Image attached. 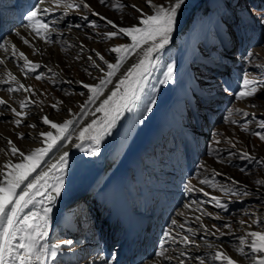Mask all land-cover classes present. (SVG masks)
<instances>
[{
	"label": "rangeland",
	"instance_id": "374dc122",
	"mask_svg": "<svg viewBox=\"0 0 264 264\" xmlns=\"http://www.w3.org/2000/svg\"><path fill=\"white\" fill-rule=\"evenodd\" d=\"M25 1L22 0L23 4L20 2V8L26 11L23 14L22 10L20 11L21 19L20 13H17L18 4L15 3V11L20 21L13 24L3 37L9 46V52L0 49V59L4 60V64L0 65V80L11 82V75H14L17 79L16 82H12L13 87L17 83L30 85L35 89L36 94L31 95L25 91L9 93L6 90L8 84H0V98L17 111H21L19 101L26 98L30 97L36 104L30 109L23 110L29 115L24 118L20 127L10 123L16 119L13 113L8 108L0 106V114H2L0 115V172L8 171L4 167L7 163L20 162V157L13 156L9 151L10 146L7 143L9 139L20 151L27 154L33 149L46 146L39 133L52 131L55 134V130L50 125L40 122L41 116L46 115L53 122L62 123L75 115L77 123L74 130L86 126L93 118L99 119L102 113L96 112L95 109L110 94L108 89L115 87L118 82L117 77L121 73L113 77V83L108 85L100 100L88 106L87 114L77 115L80 113V106L85 103L89 95L87 89L79 82L92 85L104 75L98 69L92 68L86 58L92 55L93 60L106 72L104 62L95 57L90 50L95 49L106 61L115 63L116 54L108 49L115 45L131 43L130 37L124 36L112 40L105 39L103 33L113 29L102 22L97 28L69 29L66 24L84 25L82 15L98 20L84 8L69 9L67 17L63 18L59 25H53L57 28V31L52 33L54 42L45 43L26 27L25 17L31 10L28 6L32 5V1L35 4L36 0H29L28 5ZM86 2L95 11L121 26L137 24L135 18L140 13L131 7H126L121 13L109 5H101L99 0H86ZM125 2L128 5H137L148 15L152 14L146 0H125ZM167 2L168 0H153L155 4ZM200 2L201 0H186L179 13L172 37L177 28L183 24L190 10ZM44 6L53 5L50 0H46ZM64 11L65 9L60 7L45 17V20H56ZM10 16L9 12H5V24L6 17ZM261 20H264V0H205L189 18L176 39L172 42L170 40L171 43L159 54V62L145 81L144 91L140 100L136 102V107L132 112L125 113L121 117L122 124L119 128L116 125L113 129L116 135L111 133L107 136L109 143L114 139V147L123 141L121 143L125 152L122 153V157L130 156L132 151L136 150L133 154L134 161L127 166L128 168L124 167L127 178H124L122 183L126 181L131 187L127 190L122 185L127 197L126 208L129 214L125 220L128 222L127 220L132 217L131 221L142 223L149 214L148 220L145 221L149 236L144 239V235L138 234L142 243L139 248L142 251L138 248L140 255L135 257L134 264H180L181 259L185 260V264H198L197 260L182 257L181 253L187 251L192 257H210L218 250L238 261V264H250L249 259L236 251L239 246L237 238L253 231L264 232V195H262L264 186L256 183L258 179H264V165L235 158L230 163H222L220 158L226 156L227 151L231 149L227 138L235 142L236 151H249L257 161L264 158V141L250 132L243 131L240 124H233L225 119L231 110L230 119L241 123L245 119H251L252 123L249 125L251 130L261 131L257 123L264 120V90L246 100H237L233 92H225L222 85L228 81L233 91H238L237 85L241 81L243 72L247 71L249 78L261 75L262 70L254 67L264 64V24ZM11 23L12 21L8 23V28ZM16 31L20 32V36L15 34ZM21 37L27 38L38 54L34 55L33 48L24 44ZM80 43L85 46V51L82 58L76 60ZM12 44L16 45L17 52H24L29 60L44 66L37 71L46 74L45 80L37 81L35 74L25 78L17 60L10 56ZM69 44L73 46L67 47ZM249 51L258 54V58L251 64L245 62V56ZM137 59L139 57L135 53L129 56L121 72L126 71ZM169 64L175 66L174 79L162 83ZM48 69H52L56 75L48 73ZM9 72L11 75L8 74ZM53 79L57 81L55 85L50 82ZM69 80L73 83H61ZM149 97L155 101V106L151 112H145L144 107ZM57 101L62 103L57 104ZM53 104H57L60 111L52 108ZM68 109L72 110L71 113ZM237 110L254 115L246 118ZM30 124L37 126L28 127ZM18 133H25V138L19 139ZM216 140L220 143L215 144ZM73 147L75 146L66 142V146H61L59 150L54 149L45 156L46 162L40 165L29 179L38 175L41 170L46 171L48 164L53 162L62 149L66 148L65 151L70 152ZM213 149H218L219 153L213 152ZM245 165L247 171L241 172L240 168ZM116 167L110 169L105 177L112 175ZM205 177L228 187H233V182L239 181L240 191L246 186L249 195L229 196L218 188L202 184L201 180ZM2 179L3 177L0 176V180ZM188 187L193 190L188 191ZM94 192L93 189L72 192L64 208V215L56 220L57 225L47 240L49 245L61 244L56 264H90L93 260L100 264L102 259H106L108 264H113L111 257L119 254L126 234L122 231L132 222L129 224L125 222L119 210L120 204L117 203L115 206L116 203L111 200L112 196L101 200ZM213 197H218L227 203V210L217 208L213 202H210ZM129 199L137 207H130ZM204 212L211 213V216L204 215ZM197 217L199 220L196 219ZM258 219L262 222L255 223ZM172 220H176L177 225H172ZM240 221L244 223L241 224ZM225 224H230L231 227L226 228ZM179 225H183V228ZM203 226L215 235L207 234ZM189 228L195 231L196 235L189 233L187 231ZM165 232L175 237V243L169 238L164 244V251L171 258L170 261L154 255L160 249L161 241L165 239ZM115 233H118L117 236ZM185 235L189 240H194L196 246L191 244L186 246L181 243ZM114 237H117L116 241L112 240ZM68 240L73 241L71 247L63 244ZM111 240L113 243H110ZM144 241L148 243L144 245ZM145 249L149 251L147 256L142 253ZM128 254L126 251L123 259H126ZM114 261H117L116 257ZM123 264H132V261L128 260ZM205 264H219V262L206 259ZM224 264H227V261H224Z\"/></svg>",
	"mask_w": 264,
	"mask_h": 264
},
{
	"label": "snow or ice",
	"instance_id": "6c2138e0",
	"mask_svg": "<svg viewBox=\"0 0 264 264\" xmlns=\"http://www.w3.org/2000/svg\"><path fill=\"white\" fill-rule=\"evenodd\" d=\"M46 0H36V3L31 6L26 14L27 25L26 27L38 38L44 40L45 43H52V33L57 31L53 25H59L61 20L68 15L69 9L80 10L81 8L88 9L91 16L97 17V19H90L87 15H82L81 19L85 22L81 24H66L69 29L75 27L77 29L81 27L97 28L99 24L105 23L113 30L103 33V37L107 40L119 38L121 36L130 37L131 43H124L115 45L108 50L116 54L115 63H111L105 60L104 56L97 52L95 49H91L95 57L104 62L107 71L100 68L93 60V56L89 55L86 59L90 62L92 68L98 69L104 75L99 78V81L95 84L89 85L82 81L83 88L87 89L89 95L83 105L80 106V113L77 115L87 114L88 106L96 103L100 100L104 94L105 89L109 84L113 83V77H117L118 73H121L117 77L118 82L115 87L108 89V94L104 98L99 106L95 109L96 112L102 113L99 119L93 118L86 126L74 130V126L77 123L75 115L73 118L65 119L62 123L53 122L48 116L44 115L40 117V122L45 125H50L55 130V134L52 131H45L39 133L42 138L44 147H39L31 150L27 154L20 151L14 143L9 139L7 141L10 146L9 151L13 156L18 155L20 157L19 163H7L4 167L8 169L6 172H0V176L3 177L0 180V264H56L58 253L61 251V244L49 245L46 241L48 238V222L49 214L53 211L51 205L54 204L57 198L61 195L64 189V173L69 164V152L63 151L54 163H51L47 170H41L38 175L32 179V174L36 172L40 166V161L52 152L54 149L59 150L61 146H66V142L72 144L76 148H82L84 143H90V147L85 150V154L89 157L96 156L100 151L101 141L112 133V130L116 127L117 122L124 116L125 113L132 112L136 107V102L140 100L141 93L144 91L145 81L148 79L149 74L159 62V54L170 43L172 33L174 32L177 23L178 16L185 5L186 0H168L166 4H155L153 0H146V3L152 10V14L148 15L143 12L137 5L126 4L125 0H99L101 5H109L112 9L123 12L126 7H131L140 15L136 17L137 24L130 26H121L116 21L109 19L107 16L95 11L86 0H50L51 7H45ZM63 7L65 11L56 20H45L52 12L58 8ZM264 24V20H261ZM17 36H20V32L16 31ZM90 38V37H89ZM24 44L33 48V54H38L34 45L24 37H21ZM73 45H67L72 47ZM143 46V47H142ZM0 49H4L5 52H9V46L4 38L0 36ZM139 49V52L137 50ZM85 51L83 43L79 44V53L75 59L80 60L82 54ZM135 53L139 59L135 63H132L126 71L121 72L124 64L128 60L129 56ZM18 55V59H17ZM10 56L12 59L17 60L18 66L24 73L25 78L29 75L35 74L37 81L45 80L46 74L44 72L37 71L44 67L38 62H33L28 59L24 52H17L15 44L11 45ZM7 58V57H6ZM5 58V59H6ZM258 58V54L249 51L245 56V62L251 64L254 59ZM22 61V63H20ZM4 64V60L0 59V65ZM174 65H167V71L164 73V80L162 83L171 82L174 79ZM254 67L261 69V75L255 78H249L247 71L242 73L241 81L237 85L238 91H233L232 85L225 81L222 85L225 92L232 91L237 100H246L254 97L258 92L264 90V64L254 65ZM48 73L53 76L56 73L52 72V69L47 70ZM87 71V69H85ZM11 75V73H8ZM91 73H89L90 75ZM16 77L11 75V82L7 80H0V84H8L7 91L9 93L25 91L31 95H35V89L30 85H24L17 83L15 87L12 86V82H16ZM53 85L57 83L55 79L50 81ZM73 83V81H61V83ZM69 95L71 93H68ZM83 95V93H81ZM62 101H57V104ZM36 102L31 98L19 101L21 111H17L16 108L11 107L4 99L0 98V106L8 108L16 117L10 121L16 127L23 125L24 118L29 113L23 111L24 109H30L35 106ZM57 104L51 105L56 111H60ZM155 106V101L149 97L146 100L144 107L145 112H151ZM255 106V105H253ZM71 109L68 112L71 113ZM240 111L244 117L253 116V113ZM2 115V114H0ZM232 111H229L227 119L230 123L240 124L243 131L250 132L252 135L257 136L261 141H264V120H260L257 123V127L261 131L253 132L249 125L252 123L251 119H245L243 123L235 119H230ZM36 124H30L28 127L35 128ZM25 133H18L19 139L25 138ZM219 135V133H216ZM228 143L231 145V149L227 151L226 156L220 158L222 163H230L233 158L242 161L258 162L264 165V158L257 161L249 151L235 150V142L231 138H227ZM215 144H219L220 141H214ZM213 152L219 153L218 149H213ZM203 167V166H202ZM241 172L247 171V165L240 168ZM202 184L209 185L212 188H218L220 191L231 196L236 195L238 197L249 195L247 187H244L243 191L239 189V181L233 182V187L226 185H219L214 180H210L205 177L201 180ZM256 183L260 186H264V179H258ZM23 186V187H22ZM19 190V191H18ZM188 191H192L191 187H188ZM201 191L203 189H200ZM264 195V193H262ZM39 197V200L37 199ZM210 202H213L217 208L227 210V203L218 197H213ZM43 205V214L40 215L36 212H26L30 206L36 204ZM189 207V205H185ZM204 215L211 216V213L204 212ZM218 218V217H217ZM199 220V217L196 218ZM259 219L255 223H261ZM172 225H177L176 220L171 221ZM241 224L244 221H240ZM183 228V225H179ZM204 230L209 235H215L214 232L207 230L206 226H203ZM224 227L230 228V224H225ZM215 228V225H213ZM193 236L196 235L192 229H187ZM219 231V229H217ZM223 235V233H222ZM165 239L161 241L160 249L157 250L154 255L156 257H162L167 261L171 258L168 257L164 251V244L171 238L175 243V237L171 236V233H164ZM239 246L236 251L245 258L249 259L250 264H264V232H249L245 235L237 238ZM181 243L186 246L191 244L195 245L194 240H189L188 236L182 237ZM65 246L71 247L73 241L68 240L63 242ZM211 247V246H209ZM247 249V251H246ZM182 257L193 258L198 261V264H205L206 259H211L213 262H219V264H238V261L233 260L221 251H216L211 254L210 257L195 256L192 257L187 251L181 253ZM114 262L115 256L111 257ZM90 264H97L95 260L90 261ZM100 264H108L106 259H102ZM180 264H185V260L181 259Z\"/></svg>",
	"mask_w": 264,
	"mask_h": 264
},
{
	"label": "bare ground",
	"instance_id": "6f19581e",
	"mask_svg": "<svg viewBox=\"0 0 264 264\" xmlns=\"http://www.w3.org/2000/svg\"><path fill=\"white\" fill-rule=\"evenodd\" d=\"M199 4L200 3H198L195 7H198ZM194 8H192L191 10H193ZM11 10L13 9L6 8L5 12H9L11 15ZM190 12L187 14L183 24H181L175 31L171 39V42L174 41V39H176L179 33H181V31L185 27V24L188 22L189 18H191V16L193 15L194 12L192 13ZM9 22H11L10 17H6L7 28ZM182 25H184V27L183 29L180 30V27ZM121 124H122V120H119L117 122L118 128L120 127ZM112 134L116 135L114 131L112 132ZM114 137L115 136H113V138ZM108 141L109 140L107 136L101 141L100 151L99 154L96 156L89 157L85 154V150L91 146L90 143H84L82 148L73 147L69 152V157H68L69 164L64 173V181H65L64 189L61 192V195L57 198L56 202L51 205L53 211L49 214L48 238L51 232L53 231L54 227L57 225L56 220L58 221L62 217V215H64V208L66 207L70 194L74 191L78 192V191H84L85 189H93L95 191L94 193L96 194V197L98 195V198H100L101 200L108 199V197L112 196L111 200L113 199V202L122 204L118 194L120 195L122 192L120 187L124 177L123 168L129 166L131 162L134 161L133 154L136 150L132 151L130 156L122 157V153L125 152L124 151L125 149L123 148V145L121 143L123 141H121L119 145L115 147L113 146V144L115 145L114 139H112L110 143ZM125 146L126 145H124V147ZM65 150L66 148L62 149V151L54 158L52 163H54L56 158H58V156ZM45 162H46V157H44L40 161L41 163L40 165H43ZM114 166H117L115 172L112 175L105 177V174ZM37 199L39 200V197H37ZM25 211L26 212L32 211L42 215L43 205L38 203L34 206H30V208L26 209ZM120 212L122 215H125L126 213L123 209H121V207H120ZM131 220L132 217H130L127 221L131 223Z\"/></svg>",
	"mask_w": 264,
	"mask_h": 264
},
{
	"label": "water",
	"instance_id": "95a60500",
	"mask_svg": "<svg viewBox=\"0 0 264 264\" xmlns=\"http://www.w3.org/2000/svg\"><path fill=\"white\" fill-rule=\"evenodd\" d=\"M204 1H205V0H202V1L200 2V4L198 5V7L201 6V4H202ZM198 7H195L193 10H191L190 13H192V12L198 10ZM196 8H197V9H196ZM183 27H184V25H182V26L180 27V30L183 29Z\"/></svg>",
	"mask_w": 264,
	"mask_h": 264
}]
</instances>
